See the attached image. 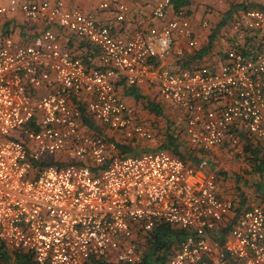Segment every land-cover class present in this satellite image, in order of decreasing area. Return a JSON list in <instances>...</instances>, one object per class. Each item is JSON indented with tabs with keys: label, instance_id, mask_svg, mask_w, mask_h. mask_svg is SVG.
<instances>
[{
	"label": "built area",
	"instance_id": "1",
	"mask_svg": "<svg viewBox=\"0 0 264 264\" xmlns=\"http://www.w3.org/2000/svg\"><path fill=\"white\" fill-rule=\"evenodd\" d=\"M70 1L0 0V242L37 264H141L145 245L169 226L179 237L168 264H264V206L232 217L235 201L222 197L207 160L190 165L165 149L121 155L84 131L88 119L126 140L153 139L120 98L122 80L183 109L193 147L250 146L264 159V10L244 8L233 20L219 68L175 71L165 63L184 55L175 46L200 45L185 13L167 19L176 0H155L150 17L161 26L129 40ZM99 9L120 22L129 12L125 0H100ZM17 15L45 26L30 43L16 41L19 23L7 18ZM58 30L95 49L99 65ZM227 228L224 241L215 238Z\"/></svg>",
	"mask_w": 264,
	"mask_h": 264
},
{
	"label": "crops",
	"instance_id": "2",
	"mask_svg": "<svg viewBox=\"0 0 264 264\" xmlns=\"http://www.w3.org/2000/svg\"><path fill=\"white\" fill-rule=\"evenodd\" d=\"M125 2L129 7V12L125 17V20L121 22L117 20L116 11H102L99 9L100 0H73L68 3L67 7L68 9L80 7L93 13L99 23L110 27L111 32L115 37L126 40L131 39L135 32L140 29H149L155 25L161 26L160 22H156L150 17L155 0H125ZM244 8L264 9V2H262V0H245L244 3L236 4L232 0H176L167 13V19L171 20L177 17L179 13H185V15L192 22L200 45L196 49L188 47L185 43L176 45L175 54L177 50L182 49L184 55L182 57L175 55L169 58L165 62L166 66L175 71L182 69L183 65L186 68L193 69L200 67L219 68L223 64L226 51L230 48V43L232 41V22L242 13ZM7 19H12L14 22L18 21L19 23L21 33L18 37L16 36L17 42L22 41L24 43H30L37 33L42 31L45 27L43 24L26 21L22 15L8 17ZM204 21H208L210 23L209 28H204L202 26ZM224 21H226L225 26L220 27ZM58 32L62 33L63 36L70 40V46L81 58L84 57L86 61H90L94 66L99 65L97 54H94L95 49L92 50L89 44H84L82 40L75 39L72 34L66 35V31L61 32L58 30ZM117 92L120 98L130 107H132L131 104H135V102L139 99H144L146 101L152 99V102L156 101L160 104V106H165L168 109L167 111L170 110L169 112L171 114L172 112L177 113L180 120H177L178 124L176 127H173L172 130H168L167 125H165L166 128L162 130V127L159 126L158 128L156 126L157 128L154 129L151 122L138 118V121L141 122L150 132H152L154 137L151 140L138 138L135 140H126L120 133L112 130L105 132L100 123L88 119H85V133L89 135H104L108 141L116 143L118 153L121 155L137 156L145 153L146 151L156 149H165L173 153L172 149L164 148L166 146L164 142L168 143V140L172 137L175 139L176 146H178L179 143H177V140L179 136H177V134L181 133V136H186L185 111L175 104L162 101L158 95L157 89L152 86L143 85L128 87L122 80H119L117 83ZM133 92L134 94H132ZM147 97L149 98L148 100ZM134 114L136 117L135 110ZM186 139V148L178 146L179 152L184 157L188 158L187 163L190 165H195L200 161L207 160L209 162V168L206 171L216 170L214 168L215 166H211V157H217L215 159L220 161V159L228 155L227 150L230 149V147L226 145L225 147L222 146L214 148L211 151H204L193 147L189 143L187 136ZM139 148L143 150L137 151L136 149ZM246 148L247 147H244L243 149L241 148L238 152L241 154L244 153L247 156ZM123 149L126 150V152H124ZM191 157H197V161H191ZM208 157H210V159ZM238 183L241 184V187ZM243 183L248 184V182L243 181L233 183L225 177H222L221 179L222 197L230 198L235 201L236 208L232 217L238 218L244 211L248 210L253 205L264 206V191L260 187L261 183H256V187L255 184H251V187L247 188L246 191L242 188ZM0 244L3 247L1 250L3 255H0V258L3 260V264H19L15 255L17 252H12L1 242Z\"/></svg>",
	"mask_w": 264,
	"mask_h": 264
},
{
	"label": "rangeland",
	"instance_id": "3",
	"mask_svg": "<svg viewBox=\"0 0 264 264\" xmlns=\"http://www.w3.org/2000/svg\"><path fill=\"white\" fill-rule=\"evenodd\" d=\"M148 99L149 98L147 97V100ZM131 105L135 110L137 119L140 118L147 120L148 122H151L152 125L154 126V129H156L157 127L159 128L160 126L162 127V130H164L166 128L165 125H167L168 130L169 129L172 130V128L176 127V125L178 124L177 120H180V118H178L177 113L172 112L171 114L169 112L170 110L167 111L168 109L165 106H160V104L156 101L152 102V99H149V101H146L144 99L141 100L139 99L137 100V102H135V104H131ZM153 105L154 107L156 106L158 108V111H160V113L157 112V109H153L154 108ZM180 134L181 133L177 134V136H179L177 140V143H179L178 146L186 148L185 146L187 144L186 136L185 135L181 136ZM164 144L167 143L164 142ZM136 150L142 151L143 149L139 148ZM227 151H228V155L220 159V161H217V159H215L217 157L214 158L211 157V159L210 157H208L211 160V166L213 167L215 166L214 168L218 170V172L222 177H225L227 180L233 183L238 181L248 182L249 185L247 183L242 184V188H244L245 191L247 188L251 187V184L252 185L255 184L256 187L257 184L260 183H261L260 187L264 191V172L261 173L256 171L255 168L252 167V162L249 160L248 156H246L244 153L241 154L234 149H228Z\"/></svg>",
	"mask_w": 264,
	"mask_h": 264
},
{
	"label": "trees",
	"instance_id": "4",
	"mask_svg": "<svg viewBox=\"0 0 264 264\" xmlns=\"http://www.w3.org/2000/svg\"><path fill=\"white\" fill-rule=\"evenodd\" d=\"M264 10L263 8H261ZM226 21L223 22V24L220 26H225ZM84 44H86L84 42ZM92 49V48H91ZM93 50V49H92ZM96 54V52H94ZM84 58V57H82ZM186 67L183 65L182 69H185ZM134 94V92L132 93ZM153 109L158 108L155 106ZM164 148L172 149L174 155L179 156L181 159H183L185 162H188V158L184 157L180 152L178 146L175 144V139L172 137L168 140V143ZM124 152L126 150L123 149ZM246 154L249 158V160L252 162V167L255 168L256 171L263 173L264 172V159L260 156L259 153H257L255 150H252L250 146H247L246 148ZM191 161L196 162L197 157H191ZM229 232V228L224 230L223 232H220L215 236L216 239L220 241H224L227 233ZM176 237H179V233H175ZM173 231L171 227L169 226H161L156 233L152 236V239L145 245L146 252L144 254V259L141 264H168L169 257L171 255V246L173 245ZM2 245L0 244V255H3L1 253ZM16 260L19 264H37L33 255L17 252ZM3 258V257H2ZM89 264H114L106 261L105 259H92Z\"/></svg>",
	"mask_w": 264,
	"mask_h": 264
}]
</instances>
